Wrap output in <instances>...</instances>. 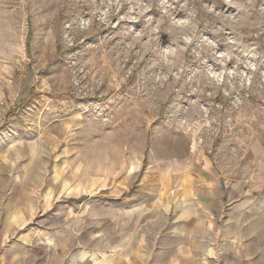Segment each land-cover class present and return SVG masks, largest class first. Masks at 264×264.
Segmentation results:
<instances>
[{
    "label": "rangeland",
    "instance_id": "374dc122",
    "mask_svg": "<svg viewBox=\"0 0 264 264\" xmlns=\"http://www.w3.org/2000/svg\"><path fill=\"white\" fill-rule=\"evenodd\" d=\"M0 264H264V0H0Z\"/></svg>",
    "mask_w": 264,
    "mask_h": 264
}]
</instances>
